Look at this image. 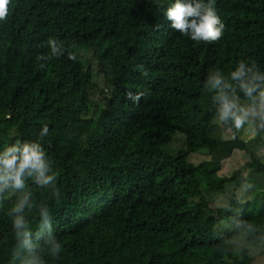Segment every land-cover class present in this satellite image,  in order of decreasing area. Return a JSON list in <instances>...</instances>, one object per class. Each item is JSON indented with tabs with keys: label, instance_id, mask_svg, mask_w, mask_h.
<instances>
[{
	"label": "trees",
	"instance_id": "1",
	"mask_svg": "<svg viewBox=\"0 0 264 264\" xmlns=\"http://www.w3.org/2000/svg\"><path fill=\"white\" fill-rule=\"evenodd\" d=\"M164 2L10 0L0 21V146L49 127L60 196L32 191L52 210L57 264H264L250 251L264 245V156L217 121L202 87L241 58L264 69V0H215L225 29L207 43L173 30ZM50 37L66 52L41 69ZM11 203L0 200V264Z\"/></svg>",
	"mask_w": 264,
	"mask_h": 264
},
{
	"label": "clouds",
	"instance_id": "2",
	"mask_svg": "<svg viewBox=\"0 0 264 264\" xmlns=\"http://www.w3.org/2000/svg\"><path fill=\"white\" fill-rule=\"evenodd\" d=\"M10 0H0V21L9 13ZM158 10L170 21V27L193 42H213L224 32L225 23L218 14L215 0H165ZM47 55H38L40 68L49 58L65 54L63 41L50 37ZM67 58L77 61L68 53ZM203 90L210 95L217 121L235 131L250 129L264 132V69L250 58L238 59L233 68L224 72L218 68L208 71L202 82ZM142 93L131 91L125 98L138 103ZM49 134L48 125H42L32 139L17 138L0 146V200L11 199L6 213L12 245L8 264H57L63 245L56 234L54 217L49 203L38 201L32 186L59 199L58 174L47 155L43 141ZM261 155V153H258ZM245 232L254 228L238 224ZM247 241L245 238L244 246ZM251 252L264 255V245L253 247Z\"/></svg>",
	"mask_w": 264,
	"mask_h": 264
},
{
	"label": "rangeland",
	"instance_id": "3",
	"mask_svg": "<svg viewBox=\"0 0 264 264\" xmlns=\"http://www.w3.org/2000/svg\"><path fill=\"white\" fill-rule=\"evenodd\" d=\"M242 133L246 136L248 148L254 152L257 156H264V134L258 135L256 132L251 131L250 129H242ZM261 153V155H258ZM210 156L204 152H201L195 156H193L192 161L196 164L201 161L207 160ZM247 161H249V157L246 153L239 155L233 159V163L238 167L243 166ZM199 184L202 190H206L207 188V179L203 171H199L198 173ZM259 207V202L255 204V210Z\"/></svg>",
	"mask_w": 264,
	"mask_h": 264
}]
</instances>
